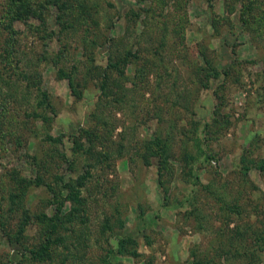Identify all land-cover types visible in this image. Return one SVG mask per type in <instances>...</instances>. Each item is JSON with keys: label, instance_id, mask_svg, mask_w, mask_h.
<instances>
[{"label": "rangeland", "instance_id": "374dc122", "mask_svg": "<svg viewBox=\"0 0 264 264\" xmlns=\"http://www.w3.org/2000/svg\"><path fill=\"white\" fill-rule=\"evenodd\" d=\"M24 1L0 58V264H264V0ZM62 177L36 260L57 213L37 181Z\"/></svg>", "mask_w": 264, "mask_h": 264}, {"label": "trees", "instance_id": "16d2710c", "mask_svg": "<svg viewBox=\"0 0 264 264\" xmlns=\"http://www.w3.org/2000/svg\"><path fill=\"white\" fill-rule=\"evenodd\" d=\"M7 6L6 8L0 12V27L3 29V31L5 32V36H8V48L5 50L7 57H3V55H0V58L3 59L4 61L8 62L9 65L13 66V52H14V47L15 45L18 43V31L16 30V23L20 22L22 19L26 18V17H35L37 16V12H36V6L32 5L31 3H27L24 0H7ZM62 2V0H50L49 3H54V4H60ZM60 6V11H64L66 9H68V6L66 3H64V5H58V8ZM60 20H62V18H59ZM65 22H62V25H65ZM65 28V27H64ZM60 75L62 78H66L68 77V75L65 73L64 70L60 71ZM27 78V77H25ZM71 81V80H70ZM72 85V82H71ZM39 91H41V89H39ZM73 93L77 94V92L75 90H73ZM42 94V93H41ZM42 96H46V93H43ZM46 98V97H44ZM43 103L40 104L41 106H43ZM50 107V106H49ZM37 115V114H36ZM38 116V115H37ZM20 144V142L18 143ZM35 160V164L38 165L37 163V157H34ZM40 166V165H38ZM46 168L45 166H41ZM260 170L264 171V162L260 167ZM196 180L198 181V177L196 178ZM37 185H45L48 190L52 193L53 198H55V202H56V207H57V213L56 215H54L53 217H47L46 215H44V217H40L41 221H46L47 224H49V231L47 233V237L45 242L43 243L42 247L39 250L36 249H30V254L32 255V257L36 260H44L46 259L51 250L53 249V246L55 244H57V240L55 239V235L57 234L58 228H59V222L61 220V216L65 210V206H66V202L71 200V185L70 183L66 182L65 179L62 177L60 182V184H56L55 186L53 185H47L43 179H38L37 181ZM70 190V191H69ZM68 191L69 193H66V195H63L64 192ZM12 197L15 198L14 195H12ZM75 197L77 198L78 195H75ZM45 219V220H44ZM27 223L25 224H21L20 225V232L17 234L18 238H20L23 235L25 226ZM10 235V233L8 234ZM124 241L120 242V246L121 248L124 247ZM264 249V234L263 235H258L257 241H256V246H255V253L256 252H260L261 250ZM260 250V251H259ZM258 254V253H257Z\"/></svg>", "mask_w": 264, "mask_h": 264}]
</instances>
